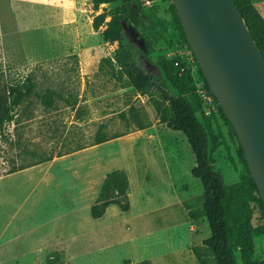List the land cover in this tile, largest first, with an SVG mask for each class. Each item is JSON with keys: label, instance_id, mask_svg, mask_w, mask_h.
<instances>
[{"label": "rangeland", "instance_id": "1", "mask_svg": "<svg viewBox=\"0 0 264 264\" xmlns=\"http://www.w3.org/2000/svg\"><path fill=\"white\" fill-rule=\"evenodd\" d=\"M142 1L166 22L148 67L181 54L208 93L173 1ZM252 2L264 17V0ZM120 4L0 0V82L31 76L37 91L7 125L8 139L0 135V264H215L202 245L212 231L192 173L195 153L185 133L161 121L168 104L160 91L136 82L125 43L137 36L118 38L112 29ZM101 13L107 17L95 28ZM204 106L214 166L235 183L247 172L238 133L217 105ZM99 131L119 136L93 145ZM17 164L26 167L8 173ZM120 168L134 180L131 209L112 204L93 217L107 174ZM253 221L264 223L258 210ZM254 240V258L264 262V233Z\"/></svg>", "mask_w": 264, "mask_h": 264}, {"label": "trees", "instance_id": "2", "mask_svg": "<svg viewBox=\"0 0 264 264\" xmlns=\"http://www.w3.org/2000/svg\"><path fill=\"white\" fill-rule=\"evenodd\" d=\"M92 1L96 7L103 3L121 2L112 13V29L118 38H124L128 34L137 36L138 43L134 44L130 39L125 43L133 58L135 80L138 84L157 88L160 91L168 104V107L162 110L161 121L170 129L182 131L187 135L197 162L192 168V173L203 184L202 209L212 231L211 235L203 240L202 245L208 249L215 264H239L238 250L242 264H264L263 261L254 258V238L264 233V223L256 226L253 221L256 210L264 220V202L250 172L241 142L240 149L247 165V172L239 181L227 184L223 173L214 166L208 130L211 118L205 114V101L199 91L191 65L181 54H175L172 57L160 55L153 64L156 71L148 67V63H151L148 58L149 53L158 41L166 38L165 19L156 11L146 12L142 0ZM235 1L264 55V17L252 0ZM106 17L107 13L97 15L94 20L95 28H99ZM179 23L185 34L180 18ZM140 26H143V30H140ZM185 37L187 38L186 34ZM193 56L198 71L204 79L208 91L206 94L211 98L210 103L218 106L226 124L236 134L231 119L207 82L194 54ZM35 86L31 76L23 80L0 82V135L4 140L8 139L7 125L15 120L18 109L28 101L31 102V97L37 93ZM39 96L43 98L46 106L52 105L53 99L49 101L45 94L39 93ZM118 136L109 137L105 132L99 131L94 144ZM50 159L52 157H42L39 160L43 162ZM1 167L0 162V170ZM25 167L22 164L14 165L8 173ZM130 193L131 185L127 170L120 168L109 172L100 196L92 206L93 217H102L112 204H118L122 210L129 211Z\"/></svg>", "mask_w": 264, "mask_h": 264}, {"label": "water", "instance_id": "3", "mask_svg": "<svg viewBox=\"0 0 264 264\" xmlns=\"http://www.w3.org/2000/svg\"><path fill=\"white\" fill-rule=\"evenodd\" d=\"M172 1L207 82L224 101L264 202V55L235 0Z\"/></svg>", "mask_w": 264, "mask_h": 264}, {"label": "crops", "instance_id": "4", "mask_svg": "<svg viewBox=\"0 0 264 264\" xmlns=\"http://www.w3.org/2000/svg\"><path fill=\"white\" fill-rule=\"evenodd\" d=\"M142 130H144V131H146L147 133H148V129H140V131H142ZM148 135V134H147ZM118 138V137H117ZM93 145H95V144H93ZM128 151V150H127ZM126 151V152H127ZM136 165V170H135V175H137V178H135V179H137V181H141V178H142V173H141V171H138V166H137V164H135ZM143 174H144V177L146 178V180H147V170L143 167ZM128 176H129V180H130V185H131V187H133V185H135L134 184V180L132 179V176H131V174H130V172H128ZM131 193H132V191H131Z\"/></svg>", "mask_w": 264, "mask_h": 264}, {"label": "built area", "instance_id": "5", "mask_svg": "<svg viewBox=\"0 0 264 264\" xmlns=\"http://www.w3.org/2000/svg\"><path fill=\"white\" fill-rule=\"evenodd\" d=\"M150 2V1H148ZM201 95L203 96V99L205 102H210L211 101V98L202 90V89H199Z\"/></svg>", "mask_w": 264, "mask_h": 264}]
</instances>
